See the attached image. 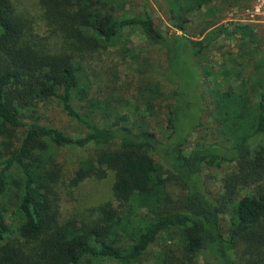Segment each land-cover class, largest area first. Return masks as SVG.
I'll return each mask as SVG.
<instances>
[{
  "label": "trees",
  "instance_id": "1",
  "mask_svg": "<svg viewBox=\"0 0 264 264\" xmlns=\"http://www.w3.org/2000/svg\"><path fill=\"white\" fill-rule=\"evenodd\" d=\"M162 1L173 31L157 28L148 0L135 16L118 12L121 0H0V264H264V35L224 22L239 0ZM131 28L165 51L174 83L163 74L143 88L151 107L171 84L167 142L102 102L84 66L112 46L130 52ZM50 99L83 135L40 121L36 107ZM208 99L227 144L187 151ZM186 110L197 121L184 128ZM226 164L235 168L209 193L203 173ZM109 175L111 199L64 213V192Z\"/></svg>",
  "mask_w": 264,
  "mask_h": 264
},
{
  "label": "rangeland",
  "instance_id": "2",
  "mask_svg": "<svg viewBox=\"0 0 264 264\" xmlns=\"http://www.w3.org/2000/svg\"><path fill=\"white\" fill-rule=\"evenodd\" d=\"M143 4V0H121L118 12L126 16L144 15ZM148 7L157 28L163 32L169 29L173 31L162 0H148ZM222 16L224 22L252 24L260 32V35H264V0H239L235 6L226 7ZM39 25L41 31L45 30L42 21H39ZM193 29L197 30L196 27ZM126 32L130 38L128 44L130 52H123L121 45L112 46L107 51L88 55L84 66L87 67V72L95 74L97 80L95 95H98L102 102H106L110 98L112 111L130 115L132 120L137 123L144 120L163 142H167L172 132V129L168 127L167 113L174 105L171 84L169 83V86L168 82H164V96L155 99L154 105L151 107H146L144 100L146 90L143 88L147 77L159 80L165 74L164 77L170 79V75L166 74L165 51L160 45L146 39L139 28L127 29ZM221 44L224 51L231 50L240 53L236 47V41L223 39ZM210 59L214 63L222 61V52L210 53ZM150 71L157 72L160 76L158 77L157 73L154 74ZM198 101L200 100L198 99ZM74 105L79 110L84 109L76 100ZM203 107L207 109L198 118L199 125L186 134L185 148L187 151L202 142L227 144L225 137L219 132L210 116V99H208V103L204 102ZM36 116L40 118V121L54 125L75 137L83 135L86 131L65 112L62 105L55 99L41 102L36 107ZM182 116L187 121L184 128L188 127V123L193 124L197 121L195 110L190 113L189 110H186ZM234 168V164H226L221 168L206 169L202 176L206 190L212 194L221 192L224 177ZM112 184L113 177L109 175L101 180L88 178L78 186L69 188L62 195L64 213L68 214L72 210L87 211L93 206L111 199ZM169 189L173 192L174 197L184 194L182 187L174 180L169 183ZM247 191L248 189H242V193ZM153 250L155 251V248ZM199 264H204L201 257Z\"/></svg>",
  "mask_w": 264,
  "mask_h": 264
}]
</instances>
